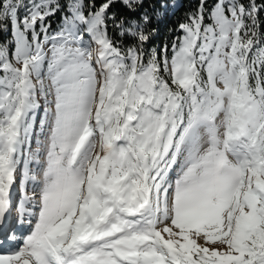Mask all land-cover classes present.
Masks as SVG:
<instances>
[{
    "label": "snow or ice",
    "instance_id": "1",
    "mask_svg": "<svg viewBox=\"0 0 264 264\" xmlns=\"http://www.w3.org/2000/svg\"><path fill=\"white\" fill-rule=\"evenodd\" d=\"M115 2L0 0V264H264V0Z\"/></svg>",
    "mask_w": 264,
    "mask_h": 264
},
{
    "label": "trees",
    "instance_id": "2",
    "mask_svg": "<svg viewBox=\"0 0 264 264\" xmlns=\"http://www.w3.org/2000/svg\"><path fill=\"white\" fill-rule=\"evenodd\" d=\"M103 2V0H96L97 6ZM212 0H209L211 4ZM245 3L248 0H244ZM257 4H260V0H256ZM161 3H167L169 6L166 10L160 8ZM200 4V0H144V6L141 10L142 13L149 14L152 19L148 29L149 39L144 45L145 52L155 49V51L163 56L164 49L167 48V55H172L171 47L177 36L180 35L179 25L186 22L190 13L197 10ZM110 12L115 13L117 19L128 15V12L121 5L119 0L112 5ZM258 20L260 22V33L264 35V10L258 14ZM207 22V21H206ZM51 32H55L60 23L59 14L50 18ZM115 30L109 28V34L113 35ZM39 113V111H38ZM37 113V118L40 119ZM38 131V127L35 129ZM34 142V139L32 140ZM34 150V149H33Z\"/></svg>",
    "mask_w": 264,
    "mask_h": 264
},
{
    "label": "rangeland",
    "instance_id": "3",
    "mask_svg": "<svg viewBox=\"0 0 264 264\" xmlns=\"http://www.w3.org/2000/svg\"><path fill=\"white\" fill-rule=\"evenodd\" d=\"M41 103L43 104V101H41ZM40 119L44 117V112L43 109H41L38 113ZM37 135H40V130L38 128V131L36 132ZM41 139H43V136L40 137ZM34 142H32V148L35 149V145H36V139L35 137L33 138ZM23 159V158H22ZM29 167L31 168V170L33 172L37 171V167L35 164H30ZM176 172L173 171L170 173V177L172 179L175 178ZM19 179L23 180V163H21L20 165V174H19ZM33 184L32 182H27L26 184L23 185V191H27L29 194H31L32 190H33ZM13 190H14V199H13V205H12V211L10 212V214H6V224L9 227H15L17 230L19 231H26L28 228L27 224L24 225H20L17 223L18 220V213L16 211V207L17 204L23 194V191L21 190V186L18 184L13 185ZM30 207V206H29Z\"/></svg>",
    "mask_w": 264,
    "mask_h": 264
}]
</instances>
